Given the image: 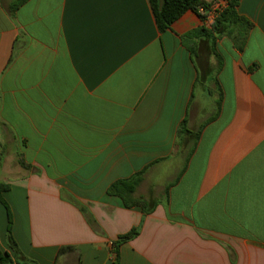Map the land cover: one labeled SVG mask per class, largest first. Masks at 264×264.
<instances>
[{
	"label": "crops",
	"instance_id": "0c3cea01",
	"mask_svg": "<svg viewBox=\"0 0 264 264\" xmlns=\"http://www.w3.org/2000/svg\"><path fill=\"white\" fill-rule=\"evenodd\" d=\"M238 12L241 48L149 0H0L3 253L1 199L23 264H113L138 227L121 264H264V0ZM139 173L147 214L109 194Z\"/></svg>",
	"mask_w": 264,
	"mask_h": 264
},
{
	"label": "trees",
	"instance_id": "16d2710c",
	"mask_svg": "<svg viewBox=\"0 0 264 264\" xmlns=\"http://www.w3.org/2000/svg\"><path fill=\"white\" fill-rule=\"evenodd\" d=\"M241 0H229L228 6L224 9L220 15L216 18L212 28H203L201 32L209 37L229 36L233 38L236 45L241 48L242 44L246 41L249 31L253 28V23L247 18L239 15L238 8ZM151 8L154 12L158 29L161 32H165L170 29L171 26L180 19L188 11H194L199 13L200 7L205 9L210 8V3L205 0H149ZM202 19L204 18L201 16ZM22 165L25 166L24 163ZM142 181V173L137 174L129 180L119 181L110 188L109 194L118 196L123 200L124 207L132 208L137 207L143 210L145 214L150 213L152 209H149V204L143 199H132L131 196L135 193L137 187ZM7 186L0 184V198L3 191L7 190ZM5 205L8 214V229H7V241L14 252V259L9 254L3 253L0 249V264L11 263L20 264L19 259L23 256L19 251L18 245L13 237L12 225L13 216L10 207L1 199ZM75 206L85 217L87 223L93 228V230L100 236H105L103 229L98 225L92 213L82 204L75 203ZM140 233V227L132 229L127 234L121 235L117 240L112 243L113 264H121L120 248L123 244L133 240ZM73 246L61 247L59 253H65L73 250ZM232 252V251H231ZM30 263L37 264L33 261Z\"/></svg>",
	"mask_w": 264,
	"mask_h": 264
},
{
	"label": "built area",
	"instance_id": "2783aa9c",
	"mask_svg": "<svg viewBox=\"0 0 264 264\" xmlns=\"http://www.w3.org/2000/svg\"><path fill=\"white\" fill-rule=\"evenodd\" d=\"M229 0H217L214 3H210V8L205 9L200 7L199 15L203 16V25L206 29H211L215 23L216 18L220 13L227 8Z\"/></svg>",
	"mask_w": 264,
	"mask_h": 264
},
{
	"label": "rangeland",
	"instance_id": "374dc122",
	"mask_svg": "<svg viewBox=\"0 0 264 264\" xmlns=\"http://www.w3.org/2000/svg\"><path fill=\"white\" fill-rule=\"evenodd\" d=\"M12 231H13V225H12ZM19 262H20V264H23V262H22V260L21 259H19ZM5 264H11V263H5ZM30 264H32V263H30Z\"/></svg>",
	"mask_w": 264,
	"mask_h": 264
}]
</instances>
